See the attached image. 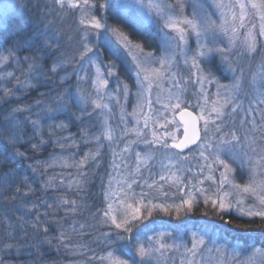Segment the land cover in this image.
I'll return each instance as SVG.
<instances>
[{
	"label": "snow or ice",
	"instance_id": "snow-or-ice-1",
	"mask_svg": "<svg viewBox=\"0 0 264 264\" xmlns=\"http://www.w3.org/2000/svg\"><path fill=\"white\" fill-rule=\"evenodd\" d=\"M137 2L139 3L140 0ZM53 3L64 11L79 10L81 12L79 25L82 27L77 33L79 37L77 48L82 50L79 51L78 63L86 74L80 76L79 70H76L75 74L78 82L91 79L95 92L93 96L92 93H85L84 89L78 86V98L85 108L90 102L93 112L96 110L103 112L104 109H109V105L102 102L106 96L108 99L113 98V94L107 91L110 83L109 78L116 79V93L122 92L127 99L130 94V86L120 79L115 61L122 58L131 59L137 87V104L131 115L136 121V125H139V117L142 115L144 124L143 129L126 128L124 135H127L129 131H134L138 140L151 150L149 154L143 155L137 152L136 168L128 172L122 180L117 181V188L112 187L110 179L105 190L106 207L101 210V222L109 228V231L102 233L105 247L108 249L103 256L98 257L102 264H151L152 259L163 257L168 251L179 250L181 247L184 248L185 254L181 264H197L194 257L198 252L203 251V248L207 247L209 243L205 234H201L205 230H201V233L192 232L190 234L191 247H188L183 241L166 243L165 240L170 234L153 231L151 219L157 212L172 215L173 210L175 218L179 219L185 209L191 212L194 205L198 203L197 193L203 197L205 205L211 203L215 215L219 217L223 225L234 223L229 215L233 209L240 217L259 218L264 221V108L253 107V104L264 105V56L259 61V71H254L251 79L246 80L245 70L238 69L230 55L236 46L238 27H245L247 5L244 0H235L234 4L227 5L223 3V0H214L215 7L220 10L219 23L212 18L211 14L203 12L199 0H194L196 8L192 17L184 15V0H176L175 4L168 3L167 0H148L146 7L149 9V15L155 14L154 22L159 36L157 49L159 55H156L155 51H146L145 44L134 42L123 29L108 23V18L103 12L105 8L109 7L108 0H100L98 4L93 0H53ZM248 3L259 15V36L264 37V0H260L259 3L255 0H248ZM237 6L240 9L238 17L240 23L237 27L235 24L237 15L234 11L231 12L232 24L229 35V21L226 19L224 10ZM3 7L6 14L12 5L6 4ZM252 27L255 28V25ZM218 34L228 36V47L219 46ZM39 36L42 38L41 47L49 45L46 33H40ZM192 37H195V49H192L189 43ZM34 43L32 37L22 38L20 36L9 40L7 48L3 43H0V49H3L0 51V65L6 66L13 62L21 65L22 61L18 59V51L26 47L30 48ZM241 45L249 54L255 53L258 50L257 34L251 29L247 31ZM98 48H107V63L100 61L101 53L94 51ZM177 56L183 59L191 76H195L194 81L191 76L183 77L173 71L178 65ZM214 56H219L221 63L226 66V70L232 73V80L228 84L220 83L210 71L204 69L203 65ZM38 59L37 56L23 58L24 61H32L28 64L29 73L38 70L36 64ZM67 63H71V60L54 59L50 65L45 67V71L59 75L58 70L64 69ZM89 68L95 69V76L88 75ZM13 76L14 72H8L6 79ZM64 79L65 77H61L62 82ZM165 80L170 85L166 93L163 89ZM206 82L216 86L214 94L203 87ZM189 83L199 85L195 93L197 96L195 104H192L186 96V85ZM16 84L20 87H34L30 82L21 81L19 77H16ZM153 92H155V100L152 99ZM14 94V89L3 88V97H11ZM68 95L67 92L62 93L57 97V101L63 102L66 107L68 101L65 100V96ZM242 97L250 98L249 107L246 110L243 107ZM116 100L119 103V95L116 96ZM39 104L40 102L37 101L38 106ZM154 104H160L161 108H154ZM145 105L149 109L147 113L143 111ZM30 110L29 107L17 106L6 117L13 131L5 138V142L14 151L8 155L0 154V163H9L15 166L10 167L9 171L4 173V176L0 178V183L10 185L14 182L13 177L17 174L19 167V161L16 158L25 155L16 148L19 138L15 129L21 125V121L14 114ZM47 111L51 113L54 109L49 108ZM81 111L84 109L82 108ZM238 112H244L245 117L240 120V128L245 129L247 125H251L244 131L243 136L240 135L235 125ZM248 116L253 118L248 120L246 118ZM256 116L260 117L259 121L256 120ZM48 118L50 117L47 115L37 114V119L30 120L35 135H42L41 120ZM77 118L79 119V117ZM121 119L123 121V116ZM50 127L65 129L67 125L55 124ZM161 129L163 130L162 134ZM181 129L182 135L179 134ZM146 130L151 132V139L147 138ZM101 136L108 141L114 139V130L108 125L107 118L103 121L102 133L95 136L94 139L99 142ZM169 141L171 142L169 143ZM136 142L129 141L123 151L127 152L129 146ZM44 143V139L41 138L39 143H32L31 147L33 150L39 151L40 146ZM193 145L196 146L200 158L205 161V164L200 166L201 173L205 167L209 170L210 174L206 179L216 183L212 173L223 168L214 195H208L204 189L197 187L191 180L185 181L178 174L183 171L182 162L189 159L184 155L185 150L191 153L190 146ZM60 146L64 147L63 144ZM160 149L163 151L160 154L159 181L166 182L168 188L176 189V193L180 194L179 203L175 202L176 193H173L172 202H169L165 183H160L155 179L151 184L145 181L144 184L139 185L141 191H135L138 186L137 178L140 176L141 165L154 159L156 152ZM97 155L98 152L85 153L79 163L73 166L81 167L89 159H95ZM165 160L169 163L165 164ZM236 163L240 165L241 169L248 170V180L244 184L235 182L233 176L235 169L232 165ZM29 167L34 173L37 171L36 166L29 165ZM77 183L79 182L77 181ZM197 183H203V181H197ZM23 187L27 191L22 195L27 197L32 192L27 177H24ZM154 190L159 193L158 196L152 195ZM15 192L21 193L20 185L16 187ZM13 199H16L15 195ZM249 199L252 201L251 203L247 202ZM62 203L65 205L71 203L72 211H75V201L70 202L64 199ZM35 207L36 205H33V208ZM204 214L208 215L207 212ZM38 221L39 217H37V223L33 224L34 228L38 227ZM236 226L241 227L239 224ZM149 232L152 234L148 235ZM141 233L144 234L143 238H141ZM60 235L61 238H64L63 232ZM9 239H14L11 233H9ZM20 247L21 245L18 243H7L0 251L16 249L19 253ZM213 247L217 254L223 256L226 244L217 246L213 242ZM133 251L135 256H132ZM117 253H123L129 258L124 259ZM239 255L240 253H235L233 257H230L234 264ZM256 255L264 256V252L255 249L247 259L239 261V264H254L253 257ZM135 257H139V259ZM0 264H3V261H0ZM220 264H224V261L221 260Z\"/></svg>",
	"mask_w": 264,
	"mask_h": 264
},
{
	"label": "rangeland",
	"instance_id": "rangeland-1",
	"mask_svg": "<svg viewBox=\"0 0 264 264\" xmlns=\"http://www.w3.org/2000/svg\"><path fill=\"white\" fill-rule=\"evenodd\" d=\"M93 2L98 4L100 0H93ZM167 2L175 4L176 0H167ZM244 2L247 5V15L245 17L244 28L238 27L240 23L238 19L240 9L238 6L231 9H225L224 12L226 19L229 21V35L231 34L230 27L232 24L231 12L234 11L237 15L235 21V24L238 27L236 46L232 49L230 55L237 68H243L245 70L246 80H250L252 73L254 71H259V61L261 60V57L264 56V37L259 36L260 19L257 11L251 7L248 0H244ZM255 2L259 3L260 0H255ZM147 3L148 0H140L139 3L137 0H108L109 7L105 8L103 12L104 15L107 16L110 25L119 27V24H121L122 27L134 29L138 34H142L144 30H147L151 37L146 38L149 45L145 50L155 51L156 55H159L160 53L157 50L159 36L154 22L155 14L152 13L151 16L149 15V9L146 7ZM199 3L203 7V12L211 14L212 18L219 23L220 10L215 7L214 0H199ZM223 3L226 5L234 4L235 0H223ZM6 4L12 5V8L8 9L5 14L3 6ZM195 8L196 4L194 3V0H184V15L192 17ZM80 15L81 12L79 10H72L71 12L61 10L58 6L54 5L53 0H0V29L4 27L8 18L12 16L18 17L20 20L23 19L30 24L29 28L31 34L25 31L23 38L32 37L35 41L32 47H26L25 49L18 51V59L22 61L21 65H17L14 62L8 63L6 66L0 65V108L4 107L2 112L0 110V154L6 155L9 148H12L5 142V138L13 131V128L10 126L6 117H8L11 110L17 106L29 107L31 109L30 111L14 114L21 121V125L15 129L19 138V143L16 145V148L19 147L21 142L25 143V141L29 140V142L32 143H39L40 139L43 138L45 143L40 146L39 150L42 153H38L37 157L34 158L37 161L35 162L37 164H33L37 167V171L43 169V171L46 170L45 172L47 173L43 179L41 173L37 172L38 181H40L43 186V188L37 187V189H42L44 191H38L43 199L37 204L34 200L32 201V204H35L36 206L39 205L40 208L42 205V211L46 210L48 213L50 209L49 205H51L52 202L50 198L47 197L53 193L56 194V198H61V196H63L62 200L66 199L70 202L75 201L77 208L76 211L77 214H79L75 219V216L73 217L74 220L72 219L75 223L73 224V230L71 229V233L69 230L67 231L65 229V226H69V222L66 220L67 216H65L64 210L61 216V221L57 220L58 226L55 227L52 232H49V227L39 224L41 222L40 219L42 214L30 218L29 223L32 228H34L33 224L37 223V217H39V221L38 227H35V229L38 230L41 226H44L42 229V233L46 236L44 241L50 245L49 248V245L46 244L47 250L52 251L51 255L55 258L53 263L47 261V264H102V261L99 260L98 257L103 256L108 250L105 247L102 233L109 231V228L101 222V210L106 207L104 199L105 190L109 185L110 179L112 187L117 188V181L122 180L128 172L136 168L137 152L143 155L149 154L151 151L142 141L138 140L134 131H129L127 135H124L126 128L133 129L134 127H138L143 129L144 124L142 115L139 117V125H136V121L131 115L134 106L137 104V87L135 71L130 58L126 60L122 58L115 61L120 79L128 83L130 86V94L127 99H125L122 92L119 94L116 93V79L109 78L110 83L107 87V91L113 94V98L108 99L106 96L102 102L109 105L110 111L109 109H104L103 112H101V110L93 112L90 102L86 108L80 102L78 98V86L83 88L85 93H92L93 96L95 95L91 79L78 82L75 74L76 70H79L80 76H85L86 74L85 70H83L78 63L79 51L82 50L77 48L79 40L77 33L82 27L79 25ZM118 20L120 22L116 24ZM253 25H255V28L252 27ZM250 29L257 34L258 40V50L251 54H249L241 45L244 35ZM40 33L47 34L49 45L51 46H40L42 44V38L39 36ZM133 41L138 42L135 40ZM218 41L220 47L229 46L228 36L218 34ZM2 43L5 48L9 47L8 42ZM139 43L143 42L140 41ZM189 43L191 48L195 49V37H192ZM0 51H3V49H0ZM94 51L101 53L100 61L102 63H107V48H98ZM25 56L39 57L36 61L38 68L37 71L31 73L28 72V64L32 61H24L23 58ZM54 59L60 61L71 60V63H67L64 69L58 70L59 75H56L50 71H45V67L50 65ZM177 60L178 65L173 71L178 72V74L183 77L191 76L189 68L184 65L183 59L177 56ZM203 67L205 71H210L222 84H228L232 80V73L226 70V66L221 63L219 56L209 58V62L205 63ZM8 72H14V76L10 79H6ZM87 73L89 76H95V69L89 68ZM16 77H19V79L25 83L30 82L34 87H20L16 84ZM61 77H65L63 82L61 81ZM191 79L194 81L196 78L195 76H191ZM4 87L14 89L15 94L11 97H3ZM169 87V82L165 80L163 82L165 93L168 91ZM203 87L210 93L214 94L216 92V86L214 84L210 85L206 82ZM186 88L187 99L191 101L192 104H195L197 101L195 93L197 92L199 85L189 83L186 85ZM30 89L33 91V96L28 95L30 94ZM65 92L69 93L68 96H65V100L68 101L66 107L63 102L57 101V97ZM117 95H119V103H117L116 100ZM17 98H23L22 100L27 102L16 100ZM3 99L4 102H1ZM152 99L155 100V92L152 94ZM242 99L243 107L246 110L249 107L250 98L242 97ZM37 101L40 102L39 106L37 105ZM153 107L161 108V105L154 104ZM253 107L264 108V105L253 104ZM49 108L54 109V111L48 113L47 110ZM82 108L84 111H81ZM143 111L145 113L149 111L146 105ZM89 113H91V115H89ZM37 114L50 117L41 120L42 135H35L33 126L30 123V120L37 119ZM60 116H67L64 118L68 123L70 121V125L72 126V128L69 126L65 128L64 139L60 136H50L54 129L60 131V128L50 127V125L62 124L59 121L62 119V117L59 119ZM122 116L123 121L121 119ZM77 117H79V119ZM105 118H107L108 125L114 130V139L108 141L101 136V140L97 142L94 137L102 133L103 121ZM242 118H245L244 112H238L236 114L235 125L241 136H243L244 131H246L247 128L251 127V125H247L245 129H241L240 120ZM246 118L251 120L253 117L248 116ZM255 118L257 121L260 119L259 116H256ZM65 124L67 125L66 122ZM25 126H32L30 127L32 128V131L28 130L26 131V134L23 135L24 131L22 129ZM47 126L49 127V130L45 131V127ZM181 130L179 133L180 135L182 134ZM162 131L163 130L161 129V134ZM146 133L147 138L151 139V132L146 130ZM44 134H50L49 136L52 138L53 143L46 141ZM56 134H59V132ZM50 137L48 138L50 139ZM129 141L137 142L132 143L129 146V150L125 152L123 149H125ZM170 142L171 141H169V143ZM61 144H63L64 147H61ZM191 148V153H189L188 150L184 152V155L188 156L189 159L182 162L183 171L178 174L185 181L191 180L193 184L197 185V187L204 189L208 195H214L219 184L220 172L223 171V168L221 167L218 171L212 173L215 177L216 183H213L212 180L206 179L210 174L209 170L205 167L203 173H201L200 167L205 164V161L200 158L196 146H192ZM12 150L14 151V149ZM162 151V149L158 150L154 159L148 161L147 164L141 165L140 176L137 178L138 186H136L135 191H141L139 185L144 184L145 181L148 184H151L153 179H155L160 183H165V190L168 191L169 194V202H172L173 193H176V189L168 188L166 182L159 181L161 173L160 154ZM89 152H98V155L95 159H89L81 167L73 166L74 164L79 163V161L85 156V153ZM225 159L227 158L225 157ZM164 163L167 164L169 162L165 160ZM232 166L235 169L233 174L235 182L240 184L246 183L249 175L248 170L241 169L238 163L233 164ZM77 181L79 183H77ZM197 181H203V183L198 184ZM61 182L65 183L69 193L66 194L61 192V194H57L60 192L57 191V188ZM85 192H87L88 196L91 194V200L95 201L90 209L88 208L89 205ZM152 195L158 196L159 193L154 190ZM179 195V193H176V203H179ZM197 196L198 203L194 205L193 210L188 212L185 209L179 219L175 218L174 210L172 215L157 212L151 218L153 221V231L169 233L170 236L165 240L166 243L183 241L184 244L191 247L190 234L192 232L201 233V230H205L201 234H205L209 243L207 247L203 248V251L198 252L194 257L197 264H220L221 260L224 261V264H234L233 259L230 257H233L235 253H240L235 261V264H239V261L247 259L255 249H260L261 252H264V245L250 244L246 239L231 238L220 233V228L222 226H220L217 217L214 219L215 216H213V214L215 215V212L213 211L211 203L205 205L203 197L199 196L198 193ZM37 197L39 198L40 196ZM45 198H47V200H44ZM62 200L61 204H63ZM99 201H102L100 206H98ZM247 202L251 203L252 201L249 199ZM77 204L80 205V208H78ZM63 205L68 207L69 210L73 207L71 203ZM195 208H197V214H194L193 212ZM205 212H207L208 215H205ZM230 213L237 215L235 209ZM6 218L8 217L6 216ZM93 221L96 222L94 223ZM169 226L171 227L169 228ZM45 229H47V231H45ZM61 232L64 233V238H61ZM88 233H90V238L88 237L84 239L83 236ZM147 234L151 235L152 233L149 232ZM143 236L144 234L141 233V238H143ZM213 242L217 246L226 244L223 256L216 253L215 248L213 247ZM209 248L212 250L209 251ZM117 255H121L124 259L129 258L123 253H117ZM132 256H135L134 251L132 252ZM184 256L183 247L179 248V250L172 249L168 251L165 256L159 257L158 259H152L151 264H181ZM135 258L139 259V257ZM253 261L254 264H262V262H264V256L256 255L253 257Z\"/></svg>",
	"mask_w": 264,
	"mask_h": 264
},
{
	"label": "trees",
	"instance_id": "trees-1",
	"mask_svg": "<svg viewBox=\"0 0 264 264\" xmlns=\"http://www.w3.org/2000/svg\"><path fill=\"white\" fill-rule=\"evenodd\" d=\"M22 20L23 19L20 20V18L14 17V16L6 20L4 27L0 29V43L2 42L7 43L9 40L17 36H20L23 38V34H25V31L31 34L30 32L31 30L29 28L30 24L27 23L25 20L23 21ZM118 22L120 21L118 20L116 24ZM119 27L124 29V31L128 33L130 35V38H132L133 40L138 41V42L141 41L143 42V44L146 43V47L149 45L148 42L146 41V38L151 37V36L147 30H144L142 34L141 33L138 34V32H136L132 28L122 27L121 24H119ZM29 92L30 94L28 95L33 96L32 89H30ZM22 99L17 98L16 100H21V102L22 101L24 102L25 100H22ZM1 102H4V99ZM3 109L4 107L0 108L1 112L3 111ZM61 117L62 116H60L59 119ZM64 117H67V116H63L62 119L59 120L60 123L65 124L66 122L67 126L72 128V126L70 125V121L68 123V121ZM30 127L25 126L22 129L24 131L23 135H25L26 131L28 130L32 131V128ZM48 130H49V127L48 126L45 127V131H48ZM58 132L59 134H56ZM64 133H65V129H60V131H57L54 129L51 135L44 134V137L46 138V141L53 143L52 138L50 136L52 137L60 136L62 139H64L65 138ZM48 137H50V139ZM31 145H32V142H29L28 140V141H25V143L21 142V144L18 147L19 151L23 152L25 155L23 157L16 158V160L19 161V167L17 168V174L13 177L14 182L11 183L10 185L0 183V231H1L0 232V249H3L4 245L7 243H13V244L18 243L19 245H21L19 249V253L16 251V249H12L11 251H8L6 249L3 251H0V261H3V264H47V261L53 263L55 258L51 255L52 251L47 250V245L49 244H47V242L44 241L46 236L42 233L43 232L42 229L44 228V226H47L49 227V232H52V230L58 226L57 220L61 221V216L64 210L65 216H67L66 220H68L69 222V226H65V229L67 231L69 230L71 233V229L73 230V224L75 223L73 222V220L77 217V215L79 216V214H77V211H76L77 209L76 204H75V211H72V209L69 210L68 207L61 204V200L63 196H61V198H56L55 197L56 194H53V193L51 195H48L47 197V198H50L52 202L48 213L46 210L42 211L43 209L42 205H41L42 209L40 208L39 205H37L39 208L37 206L33 208L32 201L35 200L37 204L40 202V200L43 199V197L40 195V192H38L40 190L41 191L43 190L37 189V187L43 188L40 181H38L39 179H38L37 172L41 173V175L43 176V179L45 178L46 176L45 174L47 173L45 172L46 170L43 171V169H39V171H36L34 173L32 169L29 167V165L34 166L35 164H37L35 163L37 161L34 158L37 157L38 153H42L40 151L33 150ZM12 149L13 148H9V151L6 153V155H8L9 153H12L13 152ZM13 166L15 165L9 164V163H0V178H2L4 176V173L8 172L9 168ZM24 177L28 178V184L32 188V192H30L27 195V197H24L22 195L25 191H27V189L23 187ZM18 185L21 186L20 194H17L15 192V189ZM57 191H60L57 194H61V192L66 193V194L69 193L68 188L65 186V183L63 182H61V184L58 185ZM88 194H89V191H88ZM88 194L87 192H85V195H87V200H88V205H89L88 208L90 209L95 201L91 200V194L90 196H88ZM14 195L16 196V199H13ZM37 196H40V197L38 198ZM47 198H45L44 200H47ZM101 203L102 201H99L98 206H100ZM77 206L78 208H80L79 204H77ZM193 212L194 214H197L196 213L197 208H195ZM40 214H42V217L40 219L41 222L39 224L44 225V226H41V228L37 230L31 227L29 220L31 217L38 216V215L40 216ZM229 215L233 219L234 223L229 224V225H223V222L219 219V217L213 214V216H215L214 219H216L217 217L219 219L220 226H222L220 228V233L226 236H229L231 238L235 237V238L243 239V240L246 239L247 242L250 244L264 245V221L260 220L259 218L240 217L238 215L231 214V213ZM6 216L8 218H6ZM93 222L95 223L96 221H93ZM237 224L241 225V227H237L236 226ZM9 233L12 234L14 239H9ZM89 234L90 233L85 234L86 237L84 235L83 238L84 239L88 237L90 238ZM49 248H50V245H49Z\"/></svg>",
	"mask_w": 264,
	"mask_h": 264
},
{
	"label": "water",
	"instance_id": "water-1",
	"mask_svg": "<svg viewBox=\"0 0 264 264\" xmlns=\"http://www.w3.org/2000/svg\"><path fill=\"white\" fill-rule=\"evenodd\" d=\"M181 132H182V130H181ZM191 147V146H190ZM186 151V150H185Z\"/></svg>",
	"mask_w": 264,
	"mask_h": 264
}]
</instances>
